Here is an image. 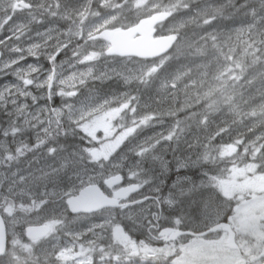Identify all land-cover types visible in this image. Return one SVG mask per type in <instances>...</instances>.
Returning a JSON list of instances; mask_svg holds the SVG:
<instances>
[{
	"label": "rangeland",
	"instance_id": "374dc122",
	"mask_svg": "<svg viewBox=\"0 0 264 264\" xmlns=\"http://www.w3.org/2000/svg\"><path fill=\"white\" fill-rule=\"evenodd\" d=\"M62 2L51 0L50 5L54 8ZM15 3L0 0V12L5 14L0 24L6 20L10 23V33L0 40L3 45L16 34L22 36V30L34 19L10 21L17 15ZM262 3L264 0H214L184 14L177 10L179 0H130V4L122 0L104 4L105 9L92 7L89 2L80 13L85 17L74 20L73 27L64 17L69 11L66 3L59 13L65 20L61 28L53 22L41 24L43 27L25 38L24 44L19 40L10 43V51L23 47V54L7 52L0 63V114L14 115L5 130H15L14 134L19 135L16 150L8 149L10 142L5 139L1 145L5 160L0 167V204L14 233L13 253L22 254L30 263L38 259L43 264H87L92 261L90 251L94 258L103 256V264H157V256L164 249L172 264H259L248 261L264 246V197H258L264 193L257 191L255 183H249L252 192L239 195V203L228 217L242 255L227 247L225 231L212 240L190 237L162 241L159 228L178 224V217L185 215L184 197L193 188L218 190L214 179L223 176L226 170L221 166L225 164L217 165V171L210 170L207 158L217 164L231 158L236 145L247 143L254 149L264 143V54L255 50L259 48L258 40L253 44L256 29L264 24L258 11ZM223 7L231 9L229 25L219 28V22L209 20L208 14ZM163 11L171 12L174 18L161 25L157 34L182 36L172 55L154 60L108 58L105 51L110 44L96 38L101 31L116 29L118 24L134 26ZM245 13L253 16L250 22L244 19ZM36 20L41 23L40 18ZM81 26H85L88 41L78 31ZM79 37L82 46L88 44L87 52L76 60L60 61L54 50ZM205 48H209L210 55L202 54ZM29 54L37 55L39 60L20 63ZM224 74L229 84L226 95L236 96L232 105L210 119L199 118L195 130L193 125L166 121L180 101L196 106L211 98L215 83ZM52 77L51 97L41 102L48 97L46 88ZM106 83L113 84L109 91L101 86ZM149 83L153 86L146 87ZM131 84L140 90L148 88L146 96L151 100H139ZM147 107L148 114L140 115L139 111ZM33 123L41 128L30 132ZM64 130L79 133L89 144L83 142L78 149L57 143L48 146L44 133L55 132L54 137ZM31 135L34 142L30 141ZM217 137L222 142L212 145L210 141ZM260 154L264 156V151ZM22 157L24 162L10 165ZM232 169L238 175H254L249 171L259 169L264 172V166L252 164L245 167L249 170L245 173ZM117 173H124L127 181L142 184V190L132 197L131 207L108 208L95 214L69 212L66 199L70 193L92 183H101L105 189L106 180ZM228 188L225 196L229 195ZM43 223L53 228L52 234L38 241L27 240L26 228ZM103 241L111 249L105 248ZM75 250L83 252L80 263L74 258ZM114 251L121 255H111Z\"/></svg>",
	"mask_w": 264,
	"mask_h": 264
},
{
	"label": "water",
	"instance_id": "95a60500",
	"mask_svg": "<svg viewBox=\"0 0 264 264\" xmlns=\"http://www.w3.org/2000/svg\"><path fill=\"white\" fill-rule=\"evenodd\" d=\"M164 13L154 14L152 17L143 19L139 25L127 30L105 31L102 35L109 40L112 48L107 52L109 54H118L121 56H137L141 58H155L167 53L177 40L176 35H165L154 37L156 32L155 26L165 21ZM140 36L134 39V36ZM138 190V187H130V194ZM70 210L73 213L78 212H95L105 207L114 206L116 199L108 197L98 185H92L83 189L78 196H73L67 200ZM48 233V229L32 228L28 229L30 238H37ZM6 234L2 219L0 218V255L4 253ZM234 233L230 235L229 243L234 245Z\"/></svg>",
	"mask_w": 264,
	"mask_h": 264
},
{
	"label": "flooded vegetation",
	"instance_id": "af4514ba",
	"mask_svg": "<svg viewBox=\"0 0 264 264\" xmlns=\"http://www.w3.org/2000/svg\"><path fill=\"white\" fill-rule=\"evenodd\" d=\"M61 1H63L61 6L52 8L50 5L51 0H44L42 3H41V0H16L14 7H15L16 13H17V15H15L17 20H22V22H24V21L29 20L30 18L34 17L32 23L27 26L28 28L30 27V29L25 27L22 30L21 35L36 33V32H38V28L43 27L41 24H48L50 22H53L54 24L57 23V25H54V26H58V28H61L64 25L65 20H62L63 18L60 17L59 13L63 11V8H64L63 6H65L66 3H69V5L66 6L69 11L68 12L66 11V14L64 17L66 18V20L71 21L70 27H73V25L76 23V21H74V20H80V19H83L85 17V15L81 16L80 13H82L84 6L87 5L89 2L92 6H98L101 4L100 0H61ZM108 1L110 2L111 0H108ZM4 15L5 14L3 12H0V18H3ZM37 18H40L41 23H38V20H36ZM9 20L10 21L12 20L11 17L9 18ZM9 26H10V23L8 22V20H6L2 24H0V40L5 35H8L10 33V31H9L10 27ZM84 27L85 26H81L78 31L80 32L81 37L84 40L88 41L90 39V37L85 38L86 32H85ZM40 34H41V36H44V35L48 36V34H43V33H40ZM16 35H17L16 37H13L11 40L7 41V43H5L4 45L2 43H0V55L2 57L1 60H3V57H5L8 54L7 49L9 48L10 43L13 40H15L17 37H19L20 34H16ZM49 35H53V34H49ZM93 37H96V36H91V38H93ZM98 37L99 36L97 35L96 38H98ZM82 38L79 37V38L71 39L65 43L64 47L54 50L56 55L60 56V61L66 62L68 60H76L77 57H79L80 55H83L84 53L87 52L88 44L82 46V44H83ZM94 43H96L95 40H94ZM21 49H23L22 46H21ZM72 53H75L74 56L70 55ZM1 60H0V63H1ZM23 60L24 61H28V60L33 61V60H37V59H36V56L30 55L28 57L23 58ZM80 62L81 61H79L77 63L81 64L82 62L81 63ZM53 85H54V83L53 84L50 83L46 88L48 98L51 97ZM21 119H23V117H21ZM15 125H20V124L18 122H16ZM30 126L34 129V131L37 130L38 127H40V125H36L34 123L31 124ZM18 131L19 130H17V132ZM14 133H16L15 130H14V132H11V134L15 138L14 149L16 150V142L18 141L19 135H16ZM31 140H34V138L31 137ZM259 182H260L261 186H264V178H260ZM106 192L110 196H114L116 194L115 190H112V191L107 190ZM133 204H134V201L132 200V198H129L127 200H121L118 203L117 208L123 209V208L129 207ZM151 234H155V233H151ZM172 237L174 238L175 236L172 235ZM239 253L242 254L241 251H239ZM252 256H255V255H252Z\"/></svg>",
	"mask_w": 264,
	"mask_h": 264
},
{
	"label": "clouds",
	"instance_id": "9594fccd",
	"mask_svg": "<svg viewBox=\"0 0 264 264\" xmlns=\"http://www.w3.org/2000/svg\"><path fill=\"white\" fill-rule=\"evenodd\" d=\"M258 11L262 14L261 18L264 19V3L260 5ZM164 19L167 20L168 17L165 16ZM255 35L257 39L253 40V44H256L257 40L259 41V48L255 50H259L264 54V24L256 29ZM249 47H252V45H249ZM99 55L102 57L103 53L101 52ZM256 59H259V57ZM253 62L255 63V61ZM89 72H91L90 69ZM88 123L90 126L93 125L91 117H89ZM183 203L186 210L184 216L178 217V231H188L197 235L207 233L209 237L213 235L219 237L220 233H213V229L221 223L228 222L227 218L231 214L232 207V201L228 197L216 189L196 190L193 188V190L186 193ZM221 213L223 215H220ZM3 255L5 259L0 260V264H12L11 260L8 259V253L4 252ZM11 255L13 258L16 256L15 253ZM157 264H172V258L164 249H161L157 256Z\"/></svg>",
	"mask_w": 264,
	"mask_h": 264
},
{
	"label": "trees",
	"instance_id": "16d2710c",
	"mask_svg": "<svg viewBox=\"0 0 264 264\" xmlns=\"http://www.w3.org/2000/svg\"><path fill=\"white\" fill-rule=\"evenodd\" d=\"M212 0H183L180 1L179 6L177 7V10L179 13H187L189 11H191L192 9H195L199 6L205 5L210 3ZM228 13H229V8H221L220 10H217L214 13H210L208 14V18H212L215 17V19L219 22V25L224 28L226 26L227 23V19H228ZM207 18V19H208ZM248 19V17H247ZM249 20V19H248ZM221 22V23H220ZM198 24L201 25L200 21L198 22ZM121 26H125L123 24H120ZM218 26V27H220ZM192 27V26H191ZM190 27V28H191ZM205 52H203L202 54L204 55H210L207 54V52L209 51V48H205ZM174 53V50H172L171 52H169L167 54V56L172 55ZM221 80L217 81L216 84V90L214 91V95L213 97L207 99V100H202L199 102V105L195 106L191 109H189L186 105L184 107H181V105L179 106L178 109H176L174 111V118L177 119V121H179L182 125H185L188 122H192L195 120L196 116H195V112L198 116L204 117V116H210L212 114L215 113L218 114L220 111H222L227 104L230 105L232 104V96L231 95H226L227 91H225V87L229 86V84L227 83L228 81L225 80L226 79V75H222L220 77ZM145 94V93H144ZM142 92V96L140 97V100L143 101V98L145 97V95ZM148 99L151 100V97L147 96ZM147 98L145 97V100H147ZM215 101V103H214ZM187 104H189V101H185ZM208 103V104H207ZM212 103H214L215 108L212 107ZM152 104V103H151ZM207 104V105H206ZM210 105V106H209ZM140 115L141 114H148V107L146 109H141L139 111ZM154 116V115H153ZM217 142H221V140L219 139V137L216 139ZM34 260H32L33 262ZM30 262L26 261L25 259H21V257L17 258V260L13 263V264H29ZM30 264H34V263H30Z\"/></svg>",
	"mask_w": 264,
	"mask_h": 264
},
{
	"label": "bare ground",
	"instance_id": "6f19581e",
	"mask_svg": "<svg viewBox=\"0 0 264 264\" xmlns=\"http://www.w3.org/2000/svg\"><path fill=\"white\" fill-rule=\"evenodd\" d=\"M241 9V8H240ZM240 13V12H239ZM245 14H247V13H245ZM41 15V14H40ZM244 16V15H243ZM43 17V16H42ZM240 18V17H239ZM262 21V20H261ZM60 22V21H59ZM232 24V23H231ZM28 28V27H27ZM188 28V27H187ZM28 29H30V27L28 28ZM231 40V39H230ZM208 41V40H207ZM235 42V41H234ZM197 44V43H196ZM208 44V43H207ZM237 45V44H236ZM258 54V53H257ZM29 61V60H28ZM191 80V79H190ZM193 102V101H192ZM14 118V117H13ZM190 170V169H189ZM191 172V171H190ZM188 173V172H187ZM193 178V177H192Z\"/></svg>",
	"mask_w": 264,
	"mask_h": 264
},
{
	"label": "snow or ice",
	"instance_id": "6c2138e0",
	"mask_svg": "<svg viewBox=\"0 0 264 264\" xmlns=\"http://www.w3.org/2000/svg\"><path fill=\"white\" fill-rule=\"evenodd\" d=\"M122 183H123V181H122Z\"/></svg>",
	"mask_w": 264,
	"mask_h": 264
}]
</instances>
